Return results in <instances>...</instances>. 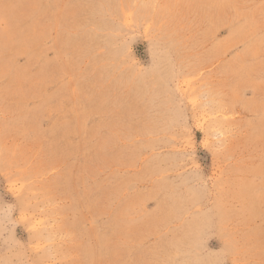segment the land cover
I'll use <instances>...</instances> for the list:
<instances>
[{"label":"rangeland","instance_id":"1","mask_svg":"<svg viewBox=\"0 0 264 264\" xmlns=\"http://www.w3.org/2000/svg\"><path fill=\"white\" fill-rule=\"evenodd\" d=\"M0 264H264V0H0Z\"/></svg>","mask_w":264,"mask_h":264}]
</instances>
